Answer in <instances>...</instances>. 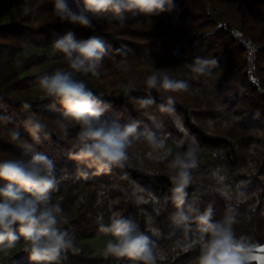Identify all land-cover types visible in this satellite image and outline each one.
Returning <instances> with one entry per match:
<instances>
[{"label":"trees","instance_id":"trees-1","mask_svg":"<svg viewBox=\"0 0 264 264\" xmlns=\"http://www.w3.org/2000/svg\"><path fill=\"white\" fill-rule=\"evenodd\" d=\"M0 6L19 7L15 18L0 22V160H27L31 152L22 147L25 141L52 161L58 181L51 202L60 206L58 217L68 221L58 227L73 236L79 249L66 250L54 264H129L128 257L105 255L83 241L87 235L104 234L97 218L107 223L113 210L136 221L156 244L166 257L158 264H198L200 244L187 251L182 247L201 235L197 222L190 221L187 229L174 224L176 207L171 199L164 200L172 188L167 163L189 147L196 148L198 164L190 170L185 208H210L213 222L231 218L236 238L264 243V0H174L171 10L157 15L125 13L121 20L103 13L93 17L90 26L59 20L53 0H0ZM69 6L76 9L79 0H69ZM234 28L254 44L252 67L258 81L252 77L248 47L234 36ZM69 31L77 40L97 36L105 42L100 76L74 72L53 49V41ZM197 56L218 61L211 75L192 73L189 65ZM157 69L187 81V90L148 89L144 79ZM56 70L86 81L108 105L103 119L121 125L137 122L139 137L125 168L94 174L70 158L69 152L75 151L70 140L79 125L69 127L67 138H61L55 121L61 118L62 105L42 97L37 80ZM103 79L118 84L104 85ZM167 95L176 100L171 113L160 110ZM143 98L153 103L141 109L136 101ZM23 101L31 104L29 112L21 110ZM33 113L47 125V138L42 131L33 139L24 126ZM14 130L19 133L15 141ZM149 131L171 149L166 160L145 155L144 134ZM23 243L21 239L16 248L0 252V264H32Z\"/></svg>","mask_w":264,"mask_h":264},{"label":"clouds","instance_id":"clouds-1","mask_svg":"<svg viewBox=\"0 0 264 264\" xmlns=\"http://www.w3.org/2000/svg\"><path fill=\"white\" fill-rule=\"evenodd\" d=\"M53 4L54 14L59 20L90 26L91 19L99 18L103 13H111L121 20L125 13L157 15L171 10L174 0H79L76 9L69 6V0H53ZM52 47L63 54L74 72L101 75V64L107 49L100 37L77 40L69 31L55 39ZM217 63L215 58L197 56L189 68L197 77L211 75ZM37 80L41 96L52 97L62 105L61 118L55 121L61 138H67L69 127L79 125L77 135L70 140L71 148L75 149L69 152L70 158L93 169L94 174L109 173L114 168L123 169L129 164V149L139 137L137 122L121 125L103 119L102 113L108 105L102 103L85 80L76 79L73 72L56 70L38 76ZM144 84L148 89L161 93H175L188 88L187 81L172 78L164 69L149 73ZM136 103L143 109L153 100L143 98ZM175 103V97L167 95L166 103L160 105V110L171 113ZM30 109L28 101L21 103L22 111L29 112ZM24 126L33 139H38L42 131L46 138L50 135L44 131L47 125L34 113L27 116ZM11 136L14 141L19 139L18 131L14 130ZM144 140L148 145L145 152L148 157L163 161L171 153L165 140L153 132H146ZM21 145L26 152H31L27 160H0V180L5 182L0 185V252L16 248L17 241L22 239V248L29 253L32 264H54L61 260V254L66 250L78 252L79 249L74 246L73 236L58 227L61 222L68 221L66 217H58L60 206L51 202V192L56 190L58 181L52 161L45 154L33 151L32 144L23 141ZM158 150L164 151L157 154ZM197 164L195 147L177 151L167 163L172 188L171 195L165 196L164 200L171 199L176 207L172 221L185 229L191 226L190 221H196L201 233L198 239L183 244V249L187 251L199 243L198 264H264V244L236 238L230 228L231 218L226 223L213 222L210 208L203 212L191 204L185 208V189L192 183L190 170ZM80 174L87 178V172ZM103 219L102 216L97 218L99 231L112 237L105 243V255L128 257L129 264H158L166 258L150 237L140 230L136 221L115 210L110 213L107 223ZM204 233H209L211 238L206 240Z\"/></svg>","mask_w":264,"mask_h":264},{"label":"rangeland","instance_id":"rangeland-1","mask_svg":"<svg viewBox=\"0 0 264 264\" xmlns=\"http://www.w3.org/2000/svg\"><path fill=\"white\" fill-rule=\"evenodd\" d=\"M18 10H19L18 6L12 7V8H5L3 6H0V22H4V21L15 18L17 16ZM254 51H255V49H254ZM249 55H250V53H249ZM253 55H254V53H253ZM250 68H251L252 77L254 78L255 81H258L257 77H256L255 70L253 69V67H250ZM101 82H103L104 85H107L110 83L107 79H103ZM110 84H111V86H114V85H117L118 82L115 84L112 82ZM145 147L146 146L144 145V148ZM138 148H139V146H137V149ZM111 238L112 237L110 234H105V233L102 235L93 234V235L85 236L83 238V241L87 242L92 247L104 252L105 243L108 239H111ZM111 264H115V262L112 261Z\"/></svg>","mask_w":264,"mask_h":264},{"label":"built area","instance_id":"built-area-1","mask_svg":"<svg viewBox=\"0 0 264 264\" xmlns=\"http://www.w3.org/2000/svg\"><path fill=\"white\" fill-rule=\"evenodd\" d=\"M232 33L234 34V36L242 41V43L248 47V50H249V53H250V67H252V64H253V53H254V44L250 41V40H245L243 37H242V34L240 32V30L238 28H234L232 29Z\"/></svg>","mask_w":264,"mask_h":264}]
</instances>
